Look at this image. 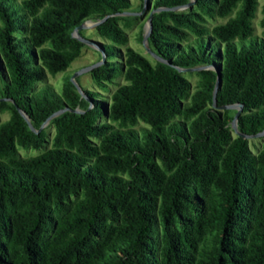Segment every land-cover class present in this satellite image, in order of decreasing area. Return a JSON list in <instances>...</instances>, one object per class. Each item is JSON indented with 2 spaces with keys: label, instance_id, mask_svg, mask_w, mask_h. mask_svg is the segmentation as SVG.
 <instances>
[{
  "label": "trees",
  "instance_id": "1",
  "mask_svg": "<svg viewBox=\"0 0 264 264\" xmlns=\"http://www.w3.org/2000/svg\"><path fill=\"white\" fill-rule=\"evenodd\" d=\"M129 10L128 0H0V99L12 101L0 100V264H264V137L252 154L231 134L234 111L212 107L213 70L194 72L188 102L177 70L218 68L216 107L240 104L238 132L262 131L264 4L259 39L256 0H194L153 14L147 46L169 65L125 45L118 23L136 17H110L94 28L110 42L97 44L105 62L88 72L101 88L122 77L107 104L84 91L89 105L70 76L59 93L34 89L80 57L77 26ZM206 17L226 20L206 30ZM64 106L83 113L38 133L17 111L38 130ZM18 148L41 152L21 157Z\"/></svg>",
  "mask_w": 264,
  "mask_h": 264
},
{
  "label": "rangeland",
  "instance_id": "2",
  "mask_svg": "<svg viewBox=\"0 0 264 264\" xmlns=\"http://www.w3.org/2000/svg\"><path fill=\"white\" fill-rule=\"evenodd\" d=\"M20 1L21 0H14V3L19 5ZM150 1L151 0H145V2H143V0H128V2L130 4V10H129L130 13H138L145 3H146V9L142 14H140L137 17L136 16H130V17H136V19L131 21L130 25L124 27L122 22H119L118 25L123 29V32L125 34V37H126L125 45L130 47L131 49H133L135 52L139 53L144 58H146L150 63H153L154 60L147 53L143 44H141V42L139 41V33L141 31L143 33V25L145 23L147 15L150 11V8H149ZM263 4H264V0H256V10L254 13V17L251 19V25L253 27V34H252L253 37L252 38H254V39L260 38L261 28L259 26V20L262 17V14L260 13V8ZM185 10H181L180 12H183ZM123 17H126V16H123ZM204 19H205V21L203 23V27L206 30H209L211 27H213L215 25L222 24L226 20L225 18L220 19V18H216V17H211V18L206 17ZM81 36L85 39L93 41L96 44L99 43V44L105 45V44L110 43L109 41L98 37L95 34L93 28L82 30ZM193 38H194V35L189 34L187 42H190ZM117 50L120 52L119 55H121L122 47H117ZM100 61H101V56L96 50H94L90 47H87V46H83L81 49L80 57L78 59H76L68 67V69L65 72L58 73L54 76L45 75L43 82L36 84L34 89H38L40 87L45 86L46 88L50 89L52 92L59 93L61 84L65 81V79L67 77H69V76L71 77L76 71H78L81 68L93 65V64L98 63ZM114 61H116V63L119 64L121 59L118 57ZM0 72H1V66H0ZM182 74L187 79V81L189 82V85H190L187 96L183 100V102H188V96L194 90V86H195L196 81H197V76L194 74V72H192V73L188 72V73H182ZM76 83L78 84V86L83 91H89V92L94 93L96 100L101 101L103 104H107L109 101V95L114 91V89L117 86L123 84V79L121 76H117L112 82L105 83L104 84L105 86L103 88H101V87L97 86L92 81V79L90 78L88 73H83V74L76 77ZM7 117H8L7 113H2L0 115V122L6 120ZM101 121H105V119H101ZM112 126L116 127V124L113 123ZM145 127L146 126L144 124H142L141 122H137L136 125L133 126L132 128L135 130H138L140 128H145ZM48 134L49 135L52 134L51 128L48 129ZM231 134L234 135V133L232 131H231ZM259 147H260V140H258V139L248 140V149H249L250 153L254 154L259 149ZM39 152H41V150L40 151H33L31 149L30 150H24V149L18 148V155L21 157L33 156V155L38 154Z\"/></svg>",
  "mask_w": 264,
  "mask_h": 264
},
{
  "label": "water",
  "instance_id": "3",
  "mask_svg": "<svg viewBox=\"0 0 264 264\" xmlns=\"http://www.w3.org/2000/svg\"><path fill=\"white\" fill-rule=\"evenodd\" d=\"M143 2H145V0H143ZM194 4V0H189V2L185 5L182 6H175V7H170V8H155L149 11L145 23L143 25V33H142V40H141V44H143V46L145 47L147 53L152 57V59L154 61L160 62V63H165L167 65H169L168 62L164 61L163 59H161L160 57H158L156 54H154L147 46V40L148 37L150 35L151 32V18L153 14L162 12V11H170V12H179L181 10H187L189 8H191V6ZM146 9V3L143 5V7L141 8V10L138 13H130L128 11L125 12H121V13H116V14H112V15H106L104 16L102 19L100 20H96V21H86L82 24H80L79 26H77L73 32H72V37L75 38L78 42H80L81 44H83L84 46L90 47L94 50H96L100 56H101V61L98 63H95L93 65L84 67L79 69L78 71H76L70 78L69 81L70 83L74 86L76 92L79 94L80 98L84 99L85 101H87L90 105L89 99L87 98V96L84 94V91L78 86V84L76 83V77L83 74V73H88L90 72L92 69H95L99 66H101L102 64H104L105 62V54L103 53V51L101 50V48L94 43L91 40L85 39L83 37H81L79 35V31L84 30V29H89V28H95L98 25H100L101 23H103L106 19L110 18V17H123V16H139L140 14H142ZM180 73H188V72H199L202 70H213L216 74V79H215V83L213 86V90H212V107L213 109H216L218 111H223V110H231L234 111V115L232 117V120L230 122V129L231 131L234 133L235 136H239L244 140H251V139H262L264 137V129L254 135H245V134H241L238 132L237 130V126H236V121L238 116L240 115L241 111H242V106L240 104H232V105H224V106H220V107H216L215 105V95L216 92L220 86V74H219V69L214 67L213 65H209V66H199V67H194V68H189V69H177ZM2 101L5 102H10L12 103V101L10 99L7 98H2L0 99ZM90 107V106H89ZM18 113L20 114V116L23 118V120L25 121L27 127L30 129V131L34 132V133H38L40 130H42L43 128H45L48 123L50 122V120H52L53 118L58 117L59 115L69 112V113H74V114H82L83 111L80 110L79 108H74V109H70L66 106H64L62 109H59L57 111H55L54 113H52L50 116H48L44 122L40 125L38 130H35L29 119L27 118V116L17 108Z\"/></svg>",
  "mask_w": 264,
  "mask_h": 264
}]
</instances>
